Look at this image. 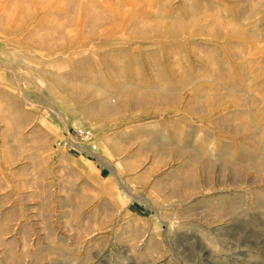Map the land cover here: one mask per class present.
Masks as SVG:
<instances>
[{
    "label": "rangeland",
    "instance_id": "374dc122",
    "mask_svg": "<svg viewBox=\"0 0 264 264\" xmlns=\"http://www.w3.org/2000/svg\"><path fill=\"white\" fill-rule=\"evenodd\" d=\"M0 264H264V0H0Z\"/></svg>",
    "mask_w": 264,
    "mask_h": 264
}]
</instances>
